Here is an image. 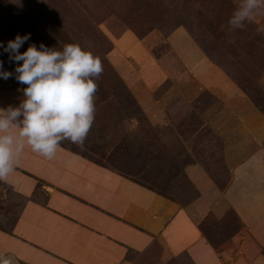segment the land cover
Instances as JSON below:
<instances>
[{
	"label": "rangeland",
	"instance_id": "rangeland-1",
	"mask_svg": "<svg viewBox=\"0 0 264 264\" xmlns=\"http://www.w3.org/2000/svg\"><path fill=\"white\" fill-rule=\"evenodd\" d=\"M187 1L0 0V44L6 47L17 35L30 34L21 53L31 44L62 50L78 43L101 59L95 119L84 147L65 141L60 150L153 187L181 206L162 233L129 251V259L139 264H264V167L256 156L262 144L243 118L250 106L264 120V85L199 21ZM178 27L187 30L209 64L190 74L196 90L190 100L170 77L141 72L146 63L119 43L127 33L166 38ZM0 61L3 71L13 73L0 78V108L16 107L26 85L15 79L18 65L3 47ZM214 72L220 76L215 84L209 77ZM223 83L236 86L244 101L224 98ZM168 92L173 96L166 105L153 104ZM163 114L166 123L153 121ZM201 167L215 186L199 182ZM16 170L22 178L34 177ZM32 182L29 195L10 180L0 182V232L13 233L29 202H49L45 186L50 184L39 177Z\"/></svg>",
	"mask_w": 264,
	"mask_h": 264
},
{
	"label": "crops",
	"instance_id": "crops-1",
	"mask_svg": "<svg viewBox=\"0 0 264 264\" xmlns=\"http://www.w3.org/2000/svg\"><path fill=\"white\" fill-rule=\"evenodd\" d=\"M237 3L187 1L199 21L264 85V35L257 32L264 28V10L244 30L233 31L228 20ZM119 43L146 63L141 72L152 78L170 77L185 99L195 97L196 90L188 81L190 74L209 64L184 27L166 38L155 33L142 38L127 33ZM214 73L209 75L213 84L220 78L219 72ZM219 87L227 100L243 95L234 85L223 83ZM172 93L154 98L153 104L166 105ZM242 97L238 98L244 101ZM229 104L235 109L233 103ZM247 109L243 118L262 144L256 156L264 167V120L255 109ZM166 119L163 114L153 121L164 124ZM17 168L34 176L28 180L15 170L9 180L20 193L29 195L33 191L35 177L50 184L45 186L50 190L47 205L29 202L13 233L0 232V256L12 264H139L128 258L129 251L142 249L150 235L162 233L181 211L178 203L67 151L59 150L55 159L47 160L26 149ZM196 175L203 186H215L203 167Z\"/></svg>",
	"mask_w": 264,
	"mask_h": 264
},
{
	"label": "clouds",
	"instance_id": "clouds-1",
	"mask_svg": "<svg viewBox=\"0 0 264 264\" xmlns=\"http://www.w3.org/2000/svg\"><path fill=\"white\" fill-rule=\"evenodd\" d=\"M261 10L264 0H238L229 28L244 30ZM257 32L264 35V28ZM29 39L30 34L17 35L6 47L0 44L18 65L15 79L26 85L18 106L0 108V182L5 183L26 149L47 160L56 158L65 141L83 149L94 123L97 81L103 73L101 59L78 43L65 44L62 50L31 44L21 53ZM2 69L0 61V78L12 77ZM0 264L12 262L0 256Z\"/></svg>",
	"mask_w": 264,
	"mask_h": 264
},
{
	"label": "trees",
	"instance_id": "trees-1",
	"mask_svg": "<svg viewBox=\"0 0 264 264\" xmlns=\"http://www.w3.org/2000/svg\"><path fill=\"white\" fill-rule=\"evenodd\" d=\"M124 177H126V176H124ZM126 178L129 179V180H131V181H133V182H135V183H137V184H139V185H141V186H144V187L148 188L149 190H153L155 192H158V193H160V194L165 195L166 197H168L166 194H164V193H162L160 191H157L155 188L150 187V186H148V185H146V184H144L142 182H139V181H137V180H135V179H133L131 177L130 178L129 177H126Z\"/></svg>",
	"mask_w": 264,
	"mask_h": 264
}]
</instances>
